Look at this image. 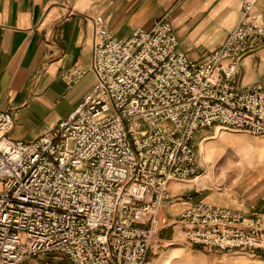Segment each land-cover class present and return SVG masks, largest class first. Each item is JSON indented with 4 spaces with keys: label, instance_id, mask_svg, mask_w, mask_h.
<instances>
[{
    "label": "built area",
    "instance_id": "obj_1",
    "mask_svg": "<svg viewBox=\"0 0 264 264\" xmlns=\"http://www.w3.org/2000/svg\"><path fill=\"white\" fill-rule=\"evenodd\" d=\"M253 2L203 60L179 49L165 17L116 36L94 19V59L62 79L95 83L81 103L33 141L14 140L0 108V264L60 253L73 264H147L158 232L179 225L189 242L264 251V220L203 199L177 218L163 212L172 180L200 174L193 142L214 126L264 134V87L240 86L242 59L264 38Z\"/></svg>",
    "mask_w": 264,
    "mask_h": 264
},
{
    "label": "crops",
    "instance_id": "obj_2",
    "mask_svg": "<svg viewBox=\"0 0 264 264\" xmlns=\"http://www.w3.org/2000/svg\"><path fill=\"white\" fill-rule=\"evenodd\" d=\"M251 2L253 14L264 21V0H0V108L15 116L10 137L33 141L46 125L67 118L94 85L90 71L72 86L62 75L74 66L91 68L97 16L119 37L130 35L137 26L150 29L165 17L177 33L179 49L193 60H202L223 45L244 5ZM240 78L245 86L264 85V38L243 58ZM19 126L26 127L17 131ZM203 151L205 147L200 154ZM202 170L205 173L196 179L170 182L175 197L164 203V213L176 218L194 195L196 200L264 219V185L235 182L221 187L213 181L212 169ZM177 233L180 227L173 225L157 237L170 243Z\"/></svg>",
    "mask_w": 264,
    "mask_h": 264
},
{
    "label": "rangeland",
    "instance_id": "obj_3",
    "mask_svg": "<svg viewBox=\"0 0 264 264\" xmlns=\"http://www.w3.org/2000/svg\"><path fill=\"white\" fill-rule=\"evenodd\" d=\"M258 84L245 86L241 84L240 78L241 87L248 88ZM262 86L264 87V85ZM25 127L19 126L17 131ZM205 135L208 137L201 142L200 139ZM193 142L199 154V176L205 173L202 169H212L213 181L221 187L235 182L237 184L245 183L246 185L250 182H260L264 185V134L259 135L247 130L214 126L200 129L196 133ZM204 147L206 152L203 151L204 155H202L200 151L202 152ZM205 159L209 161L206 162ZM157 234L152 243L147 264H264V251L261 250L220 251L189 242L182 232L174 235L170 243L161 242ZM29 262L32 264H73L66 256L60 253L45 254ZM24 264H28V262Z\"/></svg>",
    "mask_w": 264,
    "mask_h": 264
}]
</instances>
